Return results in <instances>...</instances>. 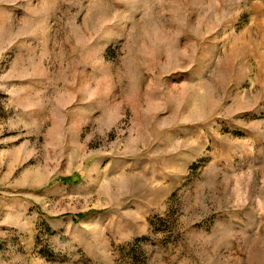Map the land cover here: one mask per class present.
I'll return each instance as SVG.
<instances>
[{
  "label": "rangeland",
  "instance_id": "1",
  "mask_svg": "<svg viewBox=\"0 0 264 264\" xmlns=\"http://www.w3.org/2000/svg\"><path fill=\"white\" fill-rule=\"evenodd\" d=\"M0 264H264V0H0Z\"/></svg>",
  "mask_w": 264,
  "mask_h": 264
}]
</instances>
